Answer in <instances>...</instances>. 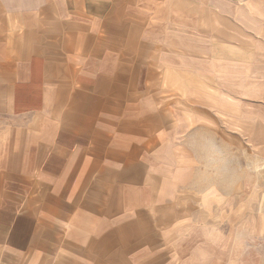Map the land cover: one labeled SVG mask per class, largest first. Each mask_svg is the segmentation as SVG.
<instances>
[{
    "label": "crops",
    "instance_id": "0c3cea01",
    "mask_svg": "<svg viewBox=\"0 0 264 264\" xmlns=\"http://www.w3.org/2000/svg\"><path fill=\"white\" fill-rule=\"evenodd\" d=\"M175 1L0 0V264H248L179 168L210 105Z\"/></svg>",
    "mask_w": 264,
    "mask_h": 264
},
{
    "label": "rangeland",
    "instance_id": "374dc122",
    "mask_svg": "<svg viewBox=\"0 0 264 264\" xmlns=\"http://www.w3.org/2000/svg\"><path fill=\"white\" fill-rule=\"evenodd\" d=\"M175 2L171 37L191 56L183 64L193 82L209 87L193 99L208 95L210 105L192 124L179 116V168H204L193 176L198 187L210 184L211 199L225 191L224 204L212 201L220 215L203 216L225 229L226 259L238 243L249 247L241 261L264 264V0Z\"/></svg>",
    "mask_w": 264,
    "mask_h": 264
}]
</instances>
